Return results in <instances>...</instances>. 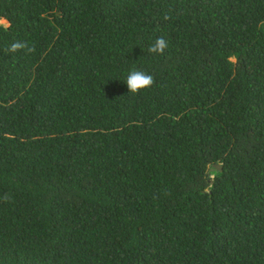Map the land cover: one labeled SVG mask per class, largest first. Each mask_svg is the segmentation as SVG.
Wrapping results in <instances>:
<instances>
[{"label": "trees", "instance_id": "1", "mask_svg": "<svg viewBox=\"0 0 264 264\" xmlns=\"http://www.w3.org/2000/svg\"><path fill=\"white\" fill-rule=\"evenodd\" d=\"M0 264H264V0H0Z\"/></svg>", "mask_w": 264, "mask_h": 264}, {"label": "clouds", "instance_id": "2", "mask_svg": "<svg viewBox=\"0 0 264 264\" xmlns=\"http://www.w3.org/2000/svg\"><path fill=\"white\" fill-rule=\"evenodd\" d=\"M22 45L19 43L12 45V50L21 48ZM168 47V42L165 38L160 37L155 40L151 47H149V53L162 54L165 49ZM154 78L151 75H148L139 70H129L125 77L124 85L127 88V93L137 94L141 90L148 89L153 85Z\"/></svg>", "mask_w": 264, "mask_h": 264}, {"label": "water", "instance_id": "3", "mask_svg": "<svg viewBox=\"0 0 264 264\" xmlns=\"http://www.w3.org/2000/svg\"><path fill=\"white\" fill-rule=\"evenodd\" d=\"M215 168H216L218 171H220V170H221V168H220V166H219V165H216V166H215Z\"/></svg>", "mask_w": 264, "mask_h": 264}]
</instances>
